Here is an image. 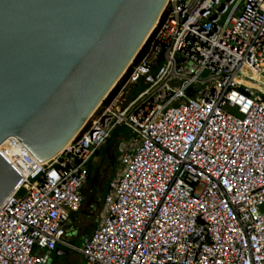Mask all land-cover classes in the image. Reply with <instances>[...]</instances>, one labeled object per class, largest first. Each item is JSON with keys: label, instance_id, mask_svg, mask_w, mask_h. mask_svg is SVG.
<instances>
[{"label": "built area", "instance_id": "obj_1", "mask_svg": "<svg viewBox=\"0 0 264 264\" xmlns=\"http://www.w3.org/2000/svg\"><path fill=\"white\" fill-rule=\"evenodd\" d=\"M138 54L59 154L40 164L14 137L0 149L22 177L0 205V264L70 247L118 128L129 138L84 264H264V0H169Z\"/></svg>", "mask_w": 264, "mask_h": 264}, {"label": "water", "instance_id": "obj_2", "mask_svg": "<svg viewBox=\"0 0 264 264\" xmlns=\"http://www.w3.org/2000/svg\"><path fill=\"white\" fill-rule=\"evenodd\" d=\"M169 0H0V144L40 164L86 125ZM22 177L0 154V205Z\"/></svg>", "mask_w": 264, "mask_h": 264}, {"label": "rangeland", "instance_id": "obj_3", "mask_svg": "<svg viewBox=\"0 0 264 264\" xmlns=\"http://www.w3.org/2000/svg\"><path fill=\"white\" fill-rule=\"evenodd\" d=\"M203 87L204 85H201V88ZM144 88L141 83L130 86L123 96L124 101L133 99ZM121 137L129 138L125 128L116 129L111 138L95 152L89 167L93 177L97 179V183L93 187H89L88 192L85 191V197H89V200L85 199L81 210L73 217L69 225L68 234L70 237L67 240L71 246L65 249L66 254L57 256L56 264H84L83 256L77 250L81 247L83 238L88 236L100 223L102 201L108 190V182L119 170ZM48 264L53 263L48 262Z\"/></svg>", "mask_w": 264, "mask_h": 264}, {"label": "crops", "instance_id": "obj_4", "mask_svg": "<svg viewBox=\"0 0 264 264\" xmlns=\"http://www.w3.org/2000/svg\"><path fill=\"white\" fill-rule=\"evenodd\" d=\"M68 231H69V227H68L67 235H66V241L69 243V241L67 240V238L70 237L69 234H68ZM69 245H70V243H69ZM67 248H69V247L60 245V246H57L56 249L54 251L50 252V253H45V252L41 251L39 254L42 256V258L46 262V264H48V262H50V263L52 262L53 264H56L57 263L56 262L57 256L66 254L65 249H67ZM77 252L80 253L79 250H77Z\"/></svg>", "mask_w": 264, "mask_h": 264}, {"label": "trees", "instance_id": "obj_5", "mask_svg": "<svg viewBox=\"0 0 264 264\" xmlns=\"http://www.w3.org/2000/svg\"><path fill=\"white\" fill-rule=\"evenodd\" d=\"M141 54V53H140ZM140 55L138 54L137 55V57H139ZM136 57V58H137ZM97 183V179H95L94 177H93V175L92 176H90L89 177V179H88V182H87V187L84 189V197H85V191L86 192H88V190H90V188L89 187H93V185H95ZM85 199L88 201L89 200V197H85Z\"/></svg>", "mask_w": 264, "mask_h": 264}, {"label": "bare ground", "instance_id": "obj_6", "mask_svg": "<svg viewBox=\"0 0 264 264\" xmlns=\"http://www.w3.org/2000/svg\"><path fill=\"white\" fill-rule=\"evenodd\" d=\"M258 80H260L261 82L264 83V77L259 76V77H258ZM254 86H255V85H254ZM9 141H10V138H8V139L5 140L3 143H1V144H0V147L5 143V144L3 145V147H4ZM69 143H70V142H69ZM69 143H67V145H68ZM67 145H66V146H67ZM66 146H65V147H66ZM65 147H64V148H65ZM58 154H59V153H58Z\"/></svg>", "mask_w": 264, "mask_h": 264}]
</instances>
